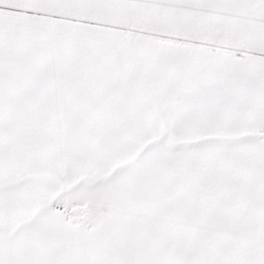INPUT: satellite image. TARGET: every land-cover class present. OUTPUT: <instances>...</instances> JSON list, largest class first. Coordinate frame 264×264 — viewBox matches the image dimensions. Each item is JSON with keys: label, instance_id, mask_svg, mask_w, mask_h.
I'll list each match as a JSON object with an SVG mask.
<instances>
[{"label": "snow or ice", "instance_id": "snow-or-ice-1", "mask_svg": "<svg viewBox=\"0 0 264 264\" xmlns=\"http://www.w3.org/2000/svg\"><path fill=\"white\" fill-rule=\"evenodd\" d=\"M0 264H264V0H0Z\"/></svg>", "mask_w": 264, "mask_h": 264}]
</instances>
